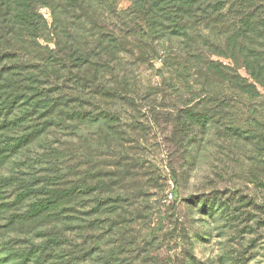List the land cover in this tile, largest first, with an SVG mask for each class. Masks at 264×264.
I'll return each mask as SVG.
<instances>
[{
    "label": "rangeland",
    "instance_id": "obj_1",
    "mask_svg": "<svg viewBox=\"0 0 264 264\" xmlns=\"http://www.w3.org/2000/svg\"><path fill=\"white\" fill-rule=\"evenodd\" d=\"M117 5L123 10L129 2ZM39 11L50 23L49 8ZM125 68L132 97L99 95L94 102L71 94L66 111L75 114H66L63 126L47 135L29 133L25 124L0 129V264H34L45 257L41 218H27V206L15 204L13 179L30 182L47 175L48 167L54 174L57 166L59 176L70 175L67 183L76 193L72 226L66 225L71 230H55L75 241L71 255L77 262L71 264H92L102 251L113 252L117 264H264V152L259 141L251 146L226 132L235 109L236 122L254 117L256 126L263 124L245 107L264 103V91L237 97L235 108L221 113L215 100L214 123L207 124L212 135L203 140L196 113L183 111L186 102L201 109L199 92L143 89L162 80L159 58ZM239 73L246 76L242 68ZM19 141L23 145L13 149ZM50 153L55 157L47 160ZM102 190L108 201L94 204ZM69 249L65 244L58 252ZM86 249L90 254L81 261Z\"/></svg>",
    "mask_w": 264,
    "mask_h": 264
},
{
    "label": "trees",
    "instance_id": "obj_2",
    "mask_svg": "<svg viewBox=\"0 0 264 264\" xmlns=\"http://www.w3.org/2000/svg\"><path fill=\"white\" fill-rule=\"evenodd\" d=\"M117 1L0 0V129L25 124L29 133L47 135V130L63 126L66 114H75L66 111L74 102L66 99L71 94L94 102L99 95L132 97L135 90L125 67L149 66L156 58L162 80L143 89L164 94L177 86L191 96L199 92L201 109L194 111L186 102L183 111L196 113L203 140L212 135L207 124L214 123L210 105L215 100L221 113L235 108L237 97L251 99L260 95L259 88L264 91V0H127L129 6L123 10ZM41 6L51 11L50 23L40 13ZM245 111L258 114L263 124L256 126L254 117L236 122L235 109L234 125L226 132L251 146L259 141L264 152V103H250ZM22 142L12 148H20ZM58 168L51 175L48 167L47 175H34L30 182L13 179L15 204L27 206V218H41L43 226L45 257L34 264L77 262L71 255L73 237L63 236L71 230L67 227L74 219L76 193L67 183L70 175L59 176ZM100 192L94 204L109 198L105 190ZM65 244L70 253H59ZM87 254L86 249L81 261ZM116 262L113 252L102 251L92 264Z\"/></svg>",
    "mask_w": 264,
    "mask_h": 264
}]
</instances>
